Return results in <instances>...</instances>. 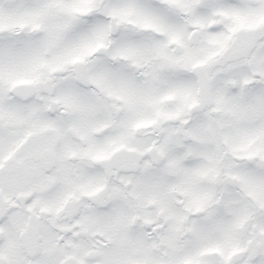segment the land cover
Masks as SVG:
<instances>
[{
	"label": "snow or ice",
	"instance_id": "snow-or-ice-1",
	"mask_svg": "<svg viewBox=\"0 0 264 264\" xmlns=\"http://www.w3.org/2000/svg\"><path fill=\"white\" fill-rule=\"evenodd\" d=\"M0 264H264V0H0Z\"/></svg>",
	"mask_w": 264,
	"mask_h": 264
}]
</instances>
